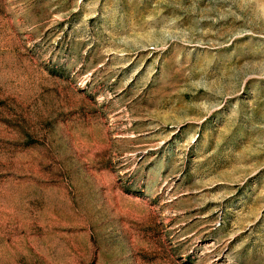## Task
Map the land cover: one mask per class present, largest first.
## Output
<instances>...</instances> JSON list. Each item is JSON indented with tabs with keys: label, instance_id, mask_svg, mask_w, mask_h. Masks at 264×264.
<instances>
[{
	"label": "rangeland",
	"instance_id": "1",
	"mask_svg": "<svg viewBox=\"0 0 264 264\" xmlns=\"http://www.w3.org/2000/svg\"><path fill=\"white\" fill-rule=\"evenodd\" d=\"M0 264H264V0H0Z\"/></svg>",
	"mask_w": 264,
	"mask_h": 264
}]
</instances>
